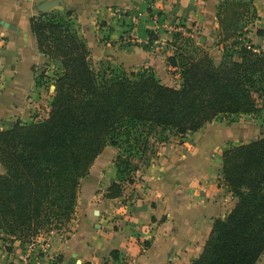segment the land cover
Listing matches in <instances>:
<instances>
[{"label": "trees", "instance_id": "trees-1", "mask_svg": "<svg viewBox=\"0 0 264 264\" xmlns=\"http://www.w3.org/2000/svg\"><path fill=\"white\" fill-rule=\"evenodd\" d=\"M250 8L260 18L248 1L219 3L221 62L196 44L191 50L177 47L167 58L175 84L163 83L150 68L98 71L75 9L33 16L39 51L54 67V94L44 119H18L0 127L5 169L0 172V235L25 247L42 231L69 224L82 179L109 145L118 150L117 178L104 197L115 199L157 156L151 141L155 130L184 137L221 117L258 113L264 101V49L253 44L240 24L249 18ZM257 34L263 36L264 30ZM222 157L221 180L236 202L215 220L192 264H257L264 254V135L229 146ZM110 255L119 260L121 254L114 250Z\"/></svg>", "mask_w": 264, "mask_h": 264}, {"label": "crops", "instance_id": "crops-1", "mask_svg": "<svg viewBox=\"0 0 264 264\" xmlns=\"http://www.w3.org/2000/svg\"><path fill=\"white\" fill-rule=\"evenodd\" d=\"M37 1L0 0V79L7 87L17 88L25 80L35 86V71L49 62L31 29L30 19L39 14ZM64 1L76 10L77 26L96 65L108 61L127 71L167 70V57L174 52L163 46L173 21L183 29L192 23V32L215 62L223 58L214 33L219 28L218 5L224 0ZM253 1L260 19L252 37L264 44V35L257 34L264 30V0ZM133 15L138 16L134 23ZM16 99L10 91L3 98L6 111L0 104L8 121L2 128L18 119L31 121L16 109ZM233 125L214 120L181 137L183 142L174 134L166 142L153 140L157 156L115 199L104 197L117 178L118 150L108 146L82 179L75 218L68 226L52 232L48 242L38 237L25 247L15 242L11 249L0 244V264H192L202 254L215 220L224 218L236 202L221 180L224 150L244 143H231ZM114 250L120 252L119 260L111 257ZM257 264H264V254Z\"/></svg>", "mask_w": 264, "mask_h": 264}, {"label": "rangeland", "instance_id": "rangeland-1", "mask_svg": "<svg viewBox=\"0 0 264 264\" xmlns=\"http://www.w3.org/2000/svg\"><path fill=\"white\" fill-rule=\"evenodd\" d=\"M40 1L41 0L37 1V5H39ZM245 1H248L252 7L254 6L256 8V13L259 15L257 7L255 5H253L254 1L253 0H245ZM62 9L63 8H61V7L55 8V10H58V11H62ZM253 10H254L253 8L252 9L250 8L249 18L246 17L245 21L244 22L242 21L240 24L245 26L244 28H246L248 30V31H246L247 32L246 35H247V37H249L252 40L253 44L264 49V44L262 43V39H257V42L254 43V41H256V40H254V38L252 37V35H253L252 33L255 32L253 29L255 27V23L257 22V20L260 19V18L255 19V17H254L255 16V10L254 11ZM39 13H41V12H39ZM249 20H250V22H249ZM191 26H192V23H189V26H185V28L183 29V28H180V23H177L176 21L171 22V26H169V29L166 32L169 35L168 36L169 41H168V44L163 46V47L167 51H171V53H173L177 47L191 50L192 49L191 45L196 44L198 46L203 47V49L205 51H208L211 53L210 49H208L207 46L205 47L204 45H202V41L200 40V37L197 34H195L194 32H192L193 27H191ZM214 36H216V37H214L216 39L215 43L219 44L218 38H217V32L214 33ZM107 62L108 61H103V62L98 63L97 65L95 63H93V64L98 71L105 70L109 66L116 69V70H122L119 67L111 66ZM166 63L168 66V60H166ZM150 69L154 71L156 76L163 83L175 84L172 80V77H171L172 74L168 68H167V70H165L164 68H156V69L150 68ZM139 71H141V70H139ZM139 71H134V72H139ZM44 72L46 73V75L44 77L40 78V74L44 73ZM128 72H131V71H128ZM1 74L2 73L0 72V77H1ZM53 76H54V67L52 65L51 66L47 65V66H42L41 68H39L38 70L35 71V80H36L35 86H32L33 81L25 80L24 82H22L21 86H17V88H11V87L5 86L3 84L4 81H1V79H0V104H1V106L6 111L7 104L3 102V98L7 95V93L12 91L13 95L17 97L15 104H16V109L18 111H24L23 114L30 115L31 120L32 119H36V120L44 119L45 117L48 116V114L50 112V104L52 102V96L54 94V86L52 85L53 82L51 79V78H53ZM177 76L179 77V75H177ZM38 77H39V79H38ZM38 80H40V84H41L39 86L37 85ZM260 105H261V109L256 114L242 115V116H236V117H221L217 120L218 122L222 123L224 126L236 124V125H233L234 127L231 130L232 140H233L231 143H234V142L238 143L239 141L240 142H249V141H252V140H255V139L261 137V135H264V101L263 100L260 101ZM4 116H5V113H2V108H0V117L3 118ZM232 119L233 120L235 119L236 121L233 122ZM2 122L7 123L8 121L4 117L3 119H0V124H2ZM0 127H1V125H0ZM169 134H171V133H168V131L164 132L161 129H157L154 131L151 141L153 142V140H154L156 143H162L160 141L166 139V137L169 139L171 138V135H169ZM179 137L180 138L178 139V141L183 142V140L181 139V136H179ZM109 146L114 147L112 145H109ZM116 157H117V155H116ZM116 157H115V159H116ZM0 172H2V173L5 172V169L3 166H1V164H0ZM67 226H68V224L64 225L60 229L42 231L38 236L34 237L29 242V244L36 242L38 237L39 238L42 237L44 242H48L47 238H49V236L52 232L53 233L59 232ZM1 233L2 234L0 235V244L3 247H6V249L12 248V246L15 242H19V244H21L19 240L10 239L9 237H6L3 234V232H1ZM26 245H28V244H26Z\"/></svg>", "mask_w": 264, "mask_h": 264}, {"label": "water", "instance_id": "water-1", "mask_svg": "<svg viewBox=\"0 0 264 264\" xmlns=\"http://www.w3.org/2000/svg\"><path fill=\"white\" fill-rule=\"evenodd\" d=\"M59 7H66V2L64 0H44L39 3L38 11L43 13Z\"/></svg>", "mask_w": 264, "mask_h": 264}, {"label": "built area", "instance_id": "built-area-1", "mask_svg": "<svg viewBox=\"0 0 264 264\" xmlns=\"http://www.w3.org/2000/svg\"><path fill=\"white\" fill-rule=\"evenodd\" d=\"M137 19H138V16H137V15H133V16H132V22H133V23L136 22Z\"/></svg>", "mask_w": 264, "mask_h": 264}]
</instances>
